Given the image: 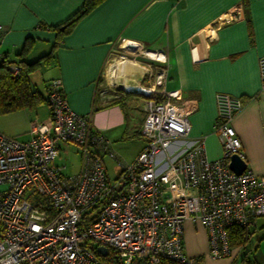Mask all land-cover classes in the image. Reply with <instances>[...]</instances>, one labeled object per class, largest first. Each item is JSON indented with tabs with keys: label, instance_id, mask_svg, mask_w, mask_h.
I'll list each match as a JSON object with an SVG mask.
<instances>
[{
	"label": "built area",
	"instance_id": "obj_1",
	"mask_svg": "<svg viewBox=\"0 0 264 264\" xmlns=\"http://www.w3.org/2000/svg\"><path fill=\"white\" fill-rule=\"evenodd\" d=\"M4 33L0 25V63ZM121 51L109 60V79L101 81L96 95L101 104L129 93L144 97L138 131L144 150L133 162L122 161L90 116L70 109L61 80H51L48 119L31 121L26 141L0 132V264H103L92 251L98 247L121 264H196L184 253L187 222L205 229L212 261L231 260L240 250L230 247L229 229L249 230L264 219V177L247 167L241 175L229 168L231 156L245 161L231 126L242 100L217 96L221 157L211 161L203 140H189L194 105H175L171 100L178 93L164 89L166 55L131 42ZM116 61L143 64V86L130 91L119 84ZM11 70L14 76L19 72L15 65ZM259 73L264 84V57ZM70 148L79 168L68 175L55 161ZM103 157L118 169L113 180Z\"/></svg>",
	"mask_w": 264,
	"mask_h": 264
},
{
	"label": "crops",
	"instance_id": "obj_2",
	"mask_svg": "<svg viewBox=\"0 0 264 264\" xmlns=\"http://www.w3.org/2000/svg\"><path fill=\"white\" fill-rule=\"evenodd\" d=\"M82 2L0 0V25L5 31L1 52L7 61L16 63L27 45V62L36 61L57 46L54 60L37 70L41 89L37 85L34 89L45 97L47 84L61 80L70 109L89 115L93 127L110 141V137H119L122 142L142 140L134 161L146 146L137 134L144 120V99L133 94L108 106L100 103L96 92L101 81L109 79V60L122 52L124 43L161 51L168 60L164 89L178 93V99L171 102L194 105L188 116L189 140H203L208 159H219L216 98L238 97L243 108L231 126L240 139L247 168L264 177V84L259 73V61L264 57V0H104L63 33V23ZM125 66L129 70L123 73ZM115 67L119 84L129 85L130 91L143 86V64L116 61ZM37 71L30 75L31 84ZM7 115L10 124L0 123V132L26 141L30 122L47 120L49 109L46 103H40ZM132 118L141 124L129 126ZM70 150L76 155L74 148ZM249 232L247 263L241 262L243 252L239 264H264V219H258ZM183 248L196 264H237L239 255L212 261L205 229L192 222L185 224Z\"/></svg>",
	"mask_w": 264,
	"mask_h": 264
},
{
	"label": "trees",
	"instance_id": "obj_3",
	"mask_svg": "<svg viewBox=\"0 0 264 264\" xmlns=\"http://www.w3.org/2000/svg\"><path fill=\"white\" fill-rule=\"evenodd\" d=\"M103 1L104 0H83L81 7L67 21L63 23L65 27L63 33L69 31L79 20L89 14ZM56 29L59 30V26L56 27ZM60 34L62 33H59V35ZM56 47V45H53V48L49 54L40 57L36 61L27 62L25 59V55L28 50L27 45L22 49V52L19 55V60L16 63L9 62L6 59L0 63V116L14 113L23 109H33L40 103L47 104L46 93L44 97L38 90L32 87L30 75L37 71L42 65H46L50 61L54 60ZM12 65H15L19 68V72L16 76L13 75L11 70ZM133 94L136 93H131V95ZM129 96H127V98ZM140 96L144 99L142 95ZM121 101L124 100L120 99V101H113L109 103L108 106ZM137 136L138 135H134V137ZM228 236L230 247L244 252L241 262L247 263L246 257L250 252L248 250V246L251 240V233L249 230L232 227L229 229ZM92 251L97 255L96 249H92ZM97 256L103 264H121L112 252H109L105 258L101 257L100 255ZM162 264L173 263L164 261Z\"/></svg>",
	"mask_w": 264,
	"mask_h": 264
},
{
	"label": "rangeland",
	"instance_id": "obj_4",
	"mask_svg": "<svg viewBox=\"0 0 264 264\" xmlns=\"http://www.w3.org/2000/svg\"><path fill=\"white\" fill-rule=\"evenodd\" d=\"M123 66V65H122ZM122 68V67H121ZM40 72L37 71L33 76H32V87L35 88V85H37V87L39 89H41V86H38V81L40 80ZM34 84V85H33ZM139 93H136V96H140L137 95ZM131 95L127 94L124 98H120L121 100L126 99L127 96ZM120 99H118L117 101H120ZM144 108V103L141 105V108ZM142 108V110H143ZM8 115L5 116H1L0 117V123L4 124V125H8L10 124V120H9ZM141 124L140 121H138V119H131V124H129V126H135V125H139ZM18 138V137H17ZM21 138V137H19ZM111 139V143L113 145V147H115L114 152L116 153V155L124 162L126 163H131L134 159V157L136 156V152L138 151V148L140 147V141L142 140H136V139H130L127 140L126 142H122L119 137H110ZM130 142V143H127ZM125 143V144H124ZM69 154L67 156L61 155V158H58L55 161V164L60 165V166H66L67 170H66V174L70 175V174H74L75 172H77L78 169V165H79V157L77 155H74L70 149H67ZM103 161L105 163V166L107 168V173L109 176L110 180H113L116 177V174L118 172V169H116L114 162L109 159L108 157H103ZM1 190V187H0ZM243 255V252L239 253V255L237 256V264L240 263V259Z\"/></svg>",
	"mask_w": 264,
	"mask_h": 264
},
{
	"label": "water",
	"instance_id": "obj_5",
	"mask_svg": "<svg viewBox=\"0 0 264 264\" xmlns=\"http://www.w3.org/2000/svg\"><path fill=\"white\" fill-rule=\"evenodd\" d=\"M65 27L61 28V31L64 30ZM247 165L244 160H241L238 156H231L230 161H229V168L230 170L236 174V175H241L244 170L246 169ZM96 252L98 255L101 257L105 258L108 255V251L104 247H98L96 248Z\"/></svg>",
	"mask_w": 264,
	"mask_h": 264
},
{
	"label": "bare ground",
	"instance_id": "obj_6",
	"mask_svg": "<svg viewBox=\"0 0 264 264\" xmlns=\"http://www.w3.org/2000/svg\"><path fill=\"white\" fill-rule=\"evenodd\" d=\"M128 70H129V68H128L127 66H125V67H124V70H123V73L126 72V71H128ZM119 77H120V76H119ZM127 85H128V84H126V86H127ZM133 86H134V87H138V86H136V85H133ZM127 87L129 88L130 86L128 85ZM129 89H130V88H129ZM136 90H138V89H136ZM136 90H135V91H136Z\"/></svg>",
	"mask_w": 264,
	"mask_h": 264
}]
</instances>
